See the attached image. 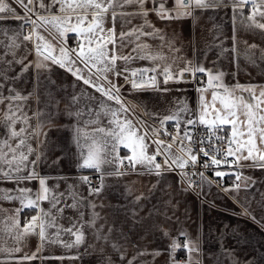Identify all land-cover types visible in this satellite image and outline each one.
<instances>
[{"label": "snow or ice", "instance_id": "6c2138e0", "mask_svg": "<svg viewBox=\"0 0 264 264\" xmlns=\"http://www.w3.org/2000/svg\"><path fill=\"white\" fill-rule=\"evenodd\" d=\"M13 3L23 15L17 11V7L12 6ZM248 5L252 8L245 16L243 9ZM226 7L232 8L234 20L239 16L246 27L264 31V0H171V4L169 0H0V21L10 15L21 22L19 29L12 34L0 30V104H7V110L0 118V129L3 130L0 135V182H11L17 186L14 189L0 188V200L20 202V207L13 214L0 216V242L7 244L8 241L4 239L6 234L13 245L0 246V253H7L14 264H31L38 259L74 260L78 257H46L42 253L48 245L64 249L79 248L87 242L90 233L94 242L90 247L98 246L102 264H114L111 257L105 255L109 246L119 253L120 264H124L125 260L127 264H136L139 258L146 255L155 261L156 257L163 254L162 250H138L128 259L123 245L112 239L111 234L115 229L109 226L105 232L106 224L98 226L101 216L96 211L98 205L95 201L102 197L108 186V177L119 178L131 174H154L159 177L165 172L179 170L181 185L186 182L185 190H189L212 183L205 176V171L189 173L186 170L188 167L196 168L201 158H204V170L221 165H227L230 169L233 166L264 169V88L260 89L259 95H256L254 85L236 84L230 88L223 83V73H214L213 69L175 55L171 64L162 67L157 63L167 61L165 48L171 53H179L181 49L176 47L178 37L175 33L169 35L165 29L157 27L151 17L162 23H170L194 18L197 10L214 11ZM137 19L140 20L138 24L134 23ZM108 23H111V27H106ZM117 25L120 27L119 32ZM26 26H30V31L23 34ZM42 33H47V36ZM69 33L76 36L75 47L67 43ZM232 40L233 47L225 48L223 52L231 51L239 56L241 42L237 39L235 28ZM25 41L31 42L33 48L28 49L23 43ZM148 41L159 43L153 46ZM129 45L133 46L131 51L121 54ZM255 47L249 45L248 49ZM22 48L23 53L20 51ZM32 52L35 59L27 60ZM244 55L250 56L251 52L245 50ZM261 58L264 59V54ZM135 60H147L154 66L129 69L128 65ZM178 60H184V66L174 68ZM118 62L124 66L121 67ZM16 65L21 66L20 71L9 75ZM52 65H58L71 73L83 85L100 93L106 101H114L119 105L113 107L102 100L99 109L87 105L74 109L80 103L81 96L86 95V92H82L68 98L63 112L72 121L64 127L71 128L73 132V142L78 150L76 167L98 173V184L90 176L84 175L76 178L77 183L68 184L64 191H60L59 182L50 185L49 181H64L66 177H51L41 173L49 150L45 128L53 126L52 120L59 113V101L55 102L56 112L48 111L52 105L51 98L46 101L44 108L37 107L31 116L24 108L33 96L37 105L41 103V75L50 72ZM30 70L35 73L32 92L22 95L15 87H8L10 94L3 95L6 83L14 85ZM198 74L208 76V86L196 89L200 94L197 110L190 109L185 99H177L169 114L162 118L158 113L144 109V115L158 120L159 127L139 117L129 119L123 115L135 105L122 95L124 85L110 79V75L117 79L123 77L125 84L131 85V91L152 89L168 93L173 90L170 84L193 82ZM209 89L211 101L205 97ZM175 90L181 91L179 88ZM244 92H248L250 97H245ZM95 99V96L90 97V100ZM102 114L111 118L105 126L100 127ZM169 122L174 124L175 134L165 127ZM201 126L205 129L203 133L198 131ZM225 126H230V132ZM150 144L155 145V150L151 149ZM121 147L127 149L129 154L121 156ZM157 157H163V163L158 162ZM59 159L53 163H58ZM214 175L221 179L235 175L232 186L222 189L225 193H239L241 181L245 190L255 184L242 172L217 170ZM196 176L200 179H193ZM32 182L38 184L35 190L20 186ZM81 185H87L86 197L79 191ZM126 191L127 195H133L131 187ZM144 198L141 193L134 197L132 204L138 205ZM69 200L71 203H68ZM43 202H47L49 208H43ZM25 208L36 210L37 214L21 224L20 213ZM242 208V214L256 219L248 207L242 205ZM67 209H74L77 215L74 218L65 217L63 214ZM5 212V209L0 208V214ZM133 215L136 213L133 212ZM63 219H68L69 227L60 223ZM156 227L170 241L166 249L167 264H203L202 241L198 236L192 238L185 230H179L173 236L170 230ZM29 236L39 238L36 251L30 255L24 253L16 256L23 252V243ZM65 236L72 239L66 240ZM179 251L185 252L184 260L176 259ZM0 264L3 262L0 261Z\"/></svg>", "mask_w": 264, "mask_h": 264}, {"label": "crops", "instance_id": "0c3cea01", "mask_svg": "<svg viewBox=\"0 0 264 264\" xmlns=\"http://www.w3.org/2000/svg\"><path fill=\"white\" fill-rule=\"evenodd\" d=\"M11 2V0H8ZM171 4V0H169ZM13 7H17V11L23 15V12L14 3ZM252 6L248 5L243 9L244 15L247 16ZM34 18V17H33ZM157 27L165 29V31L178 37L176 47L180 48L179 53H171L167 48L164 54L167 55V61H157L163 67L165 64L172 63V57H183L184 60H191L203 65L205 68L213 69L214 73H223V83L228 87L236 84L248 86H256V95H259L261 88H264V31L248 28L242 24L239 16L234 20L231 7L219 8L217 10L201 11L197 10L194 18L177 20L170 23H162L151 17ZM20 21L15 20L10 15L3 21H0V30L7 31L9 34L17 31ZM134 23H140L137 19ZM106 27H111L108 23ZM236 30L239 44L240 55L231 51L223 52V49H231L233 47V29ZM120 27L117 25V31ZM127 28H125V31ZM30 31V26H26L23 34ZM42 31V30H41ZM47 36V33H42ZM67 43L71 47L76 46V36L74 33L68 34ZM22 39V37H21ZM155 46L158 41H148ZM246 42V43H245ZM28 49L33 48L31 42H23ZM249 45H255L254 49H248ZM133 46L129 45L124 48L121 54H128ZM245 50L251 52L250 56H245ZM21 53L24 52L22 48ZM35 54L32 52L27 56V60H34ZM184 60H178L174 68L184 66ZM27 62V61H25ZM120 63L123 67L122 62ZM154 65L147 60H135L128 65L129 69L153 67ZM20 65H16L9 75H15L20 71ZM34 70L25 73L22 79L17 80L14 85L5 84L3 95L8 96V87H15L22 95H27L33 91L35 79ZM197 80L202 85L194 86L193 83H180L179 85L170 84L173 90L168 93H161L152 89L143 91H131V85L125 84L123 77L117 79L110 75V79L116 80L122 88V95L126 101L131 102L135 107L127 115L129 119L139 117L141 120H147L149 124L159 127L158 120L150 119L144 115V109L150 113H158L162 118L168 115L173 108L177 99H185L187 105L192 110H197L199 93L197 88L208 86V76L206 74H198ZM162 80V77H159ZM179 88L181 91H176ZM86 92L81 96L80 103L75 108L99 109L100 101L119 107L114 101H106L101 97L100 93L94 89L83 85L82 81L76 80L71 73L60 68L58 65H52L50 72H44L41 75V86L39 89L41 103L36 104L35 96L27 101L24 111L29 116L37 107L44 108L46 101L51 98L52 105L48 111L56 112L55 102L59 101V113L52 120V127L45 128L48 132L49 150L46 152L47 159L41 166V173L58 177L63 176L67 179L64 181L50 180L49 184L59 182L60 191H64L68 184L77 183L76 178L79 176L95 177L99 180V174L90 169H78L76 167L78 150L73 142V132L71 128L64 127L70 125L72 121L63 115L65 105L68 98L73 95ZM239 94V93H238ZM245 97H250L248 92H244ZM95 96V100L90 97ZM208 101H211V89L205 93ZM23 103V102H21ZM255 103V101H253ZM7 110V104H0V118L3 117ZM111 117H104L102 114V123L98 126L103 127L107 124ZM135 122V120H134ZM35 125V120L32 121ZM171 122L168 124L170 125ZM19 127V125H17ZM227 130H231L230 126H225ZM175 134V129L172 131ZM3 130L0 129V135ZM35 147V144H33ZM152 150H155L154 144H150ZM175 150V149H174ZM128 150L121 147L120 155H128ZM59 159L58 163H53ZM248 164L250 162H243ZM242 172L243 176L250 177L255 184L248 190L242 187L239 193L232 191L225 193L224 187L217 186L213 182L204 184L202 188L194 187L185 190L187 186L181 185L180 177L176 172H165L162 176L137 175L131 174L124 177H108L106 184L108 185L102 197L96 199L98 207L96 211L100 213L101 219L97 222L106 224L107 227H113L115 231L111 234L112 239L118 244L123 245L126 250L128 259H131L138 250H147L151 252L156 249L163 251V254L156 257L153 261L150 255L143 256L136 261V264H167L168 254L167 246L169 239L163 237L162 232L157 230L156 226H162L171 231L172 235H177L179 230H185L192 238L197 236L202 241L203 264H264V169L234 168L226 172ZM214 176V175H213ZM211 180L210 177H207ZM225 180H236L235 175L224 177ZM212 181V180H211ZM155 185V188H153ZM21 187H29L35 190L38 187L36 182L21 184ZM227 184L225 187H230ZM17 186L11 182H0V188L14 189ZM131 187L133 195H127V188ZM79 191L86 197L88 195L87 185H81ZM143 193L144 199L139 201L138 205H133L132 201L135 196ZM250 202V203H249ZM71 203V200L68 201ZM248 207L255 220L249 216L242 214L243 208ZM43 208H49L47 202L41 205ZM20 207L18 200L8 201L0 200V208L6 212L0 214L11 215L16 208ZM86 211H90L86 210ZM133 212L136 215H133ZM151 213V215H150ZM36 210L25 208L20 213V221L23 224L32 216L36 215ZM166 214V216H165ZM65 217L74 218L77 213L74 209H67ZM171 217L172 219H167ZM87 218V217H86ZM143 218V219H141ZM60 223L64 227H69L68 219H63ZM4 239L7 244L0 242L2 247H11V239L5 234ZM64 239L71 240L72 237L65 236ZM183 239V237H181ZM39 243L38 236H29L23 243V252L15 254L16 256L28 253L29 255L36 251ZM93 237L89 233L87 242L79 248L64 249L59 246L48 245L45 247L42 255L50 256H77V259L60 260H35L31 264H102V257L97 250L98 246L93 245ZM231 253V255H229ZM106 256H110L114 264H120L119 253L113 251L109 246L105 252ZM186 258L184 251L177 253L176 259L184 260ZM217 258L219 260L217 261ZM0 261L3 264H14V261L8 258L7 253H0ZM27 264V262H26ZM127 264V260L124 261Z\"/></svg>", "mask_w": 264, "mask_h": 264}, {"label": "built area", "instance_id": "2783aa9c", "mask_svg": "<svg viewBox=\"0 0 264 264\" xmlns=\"http://www.w3.org/2000/svg\"><path fill=\"white\" fill-rule=\"evenodd\" d=\"M149 75H151V73H149ZM191 83H193L194 86H196V85H202V86H204V84L202 82L201 83L198 82L197 78L193 82H191ZM165 127L171 133L175 129L173 123H170V125L167 124V125H165ZM198 131L201 132V133H203L205 131V129H204V127L201 126V127L198 128ZM161 138H165V137H161ZM165 139H167V138H165ZM229 159L231 160L232 158H229ZM157 161L160 162V163H163V157H157ZM203 162H204V158H201L200 159V163L196 166V168L188 167L186 170L189 173H191L193 171H196V170L205 171V176L206 177H210L211 180H212V182L215 185H217V186L225 187V186H227V184H233V182H234L233 179H231V180H225L224 178L221 179L220 177H216L214 175V172L217 171V170H219V171H228V170H230V168L227 165H221V166H218V167H213V169H211V170H204L202 168ZM234 168H237V167L233 166L231 169H234ZM178 172H179V170H177L176 173L178 174ZM193 179L199 180L200 178L198 176H196V177H193ZM92 180H93V182L95 184H98V182H99V180L97 178H95V177H92ZM185 185L187 186V183L186 182H185Z\"/></svg>", "mask_w": 264, "mask_h": 264}]
</instances>
